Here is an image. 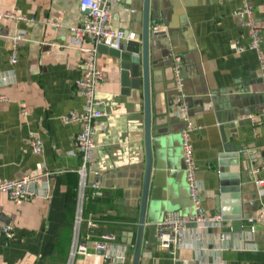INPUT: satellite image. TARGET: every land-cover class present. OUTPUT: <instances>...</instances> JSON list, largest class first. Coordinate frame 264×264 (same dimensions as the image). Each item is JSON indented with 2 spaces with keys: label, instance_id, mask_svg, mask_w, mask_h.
I'll list each match as a JSON object with an SVG mask.
<instances>
[{
  "label": "crops",
  "instance_id": "obj_1",
  "mask_svg": "<svg viewBox=\"0 0 264 264\" xmlns=\"http://www.w3.org/2000/svg\"><path fill=\"white\" fill-rule=\"evenodd\" d=\"M244 1L156 0L152 5V12L157 10L161 16L155 22L162 30V47L151 51V58H159L161 64L151 67L154 168L147 212L151 223L162 220L168 210L193 212L180 133L183 122L172 110L175 89L166 48L183 57L185 92L196 125L194 156L206 210L223 215L225 207L233 215L238 207L253 217L264 207V185L256 184L258 178L264 179V78L258 53L247 47L250 38L236 12ZM247 1L255 9L264 38V0ZM12 9L34 20L0 21V75L11 68L12 37L20 32L26 36L19 43L13 80H0V93L9 98L0 101V176L47 173L50 187L46 192L40 183L36 194L20 204L0 193V264H67L80 190L81 157L75 136L82 125L64 122L61 116L84 105L75 80L88 53L72 43L69 26L81 23L86 10L80 0H0L1 11ZM112 16L117 28L134 33L132 40L139 39L142 0H115ZM51 20L63 25L56 27ZM239 45L247 48L240 51ZM91 46V39L82 44ZM261 49L264 53V40ZM98 62L105 73L98 95L110 104L108 115L99 120L92 164L99 176L91 172L88 177L81 237L115 233L127 259L115 263L91 249L76 262L132 264V232L139 216L146 159L144 95L142 86L134 89L124 84L120 58L110 49H100ZM32 135L42 138V153L32 149ZM221 162L229 169L223 172ZM97 177L101 186L95 189L91 184ZM236 181H241L242 204ZM228 221L205 231L201 241L189 224L187 238L175 249L148 242L146 230L139 264H264V222H255L252 230L247 218L241 231H233L236 219ZM4 223L15 231L12 240L1 229Z\"/></svg>",
  "mask_w": 264,
  "mask_h": 264
},
{
  "label": "built area",
  "instance_id": "obj_2",
  "mask_svg": "<svg viewBox=\"0 0 264 264\" xmlns=\"http://www.w3.org/2000/svg\"><path fill=\"white\" fill-rule=\"evenodd\" d=\"M115 0H80L81 7L86 10V14L79 24L69 26L72 43L79 46L88 54L82 61V73L75 80L77 92L84 97V105L81 109L71 110L61 116L64 122H79L81 130L75 136V145L81 157V164L78 169L80 174V190L78 199V208L74 220V240L68 257L67 264H77V257L87 255L91 249L96 251L103 250L100 253L103 259L111 260L115 263L123 262L127 259L125 247L117 243V235L112 232L100 234L98 238H93L90 234L85 238L81 237L84 217V198L88 187V177L91 172L99 176V171L92 167L94 153L97 146L96 136L99 132V120L108 115V98L99 96L98 91L105 82V73L99 65L98 57L100 54V45L109 47H119L124 40L132 39L134 33L126 35L124 29L117 28L113 23L112 3ZM243 19V25L247 30L250 41L248 48L254 49L258 53L261 63L262 75L264 78V53L261 49L264 40L259 25L255 17L254 7L245 0L241 9L236 11ZM3 19H14L16 21L31 22L33 17H29L23 12L17 10H0V21ZM50 24L61 27L60 20H51ZM159 24L153 26L154 30L159 28ZM25 33L20 32L12 37L11 52L9 55L10 70L0 75V80L8 83L14 78L13 66L19 58V43L25 39ZM86 39H91V47H82ZM247 47L239 45L238 49L245 50ZM172 70L174 79L175 99L172 105L174 113L182 120L183 126L180 130L182 139V150L185 162L186 180L189 189V195L192 200L193 212L184 214L179 210L166 211L162 220L156 225V242L159 246L169 249H175L182 244L188 236V225L193 224V233L197 241H201L202 234L213 227H220L223 221L221 212H209L204 206L202 193V184L198 177L199 166L195 161L194 146L192 142V132L196 125L192 120L191 104L185 92V75L183 57L181 54L171 52ZM0 101H9L5 93H0ZM22 112L27 114V109L23 107ZM31 147L36 153L43 152V140L38 135H32ZM47 173H26L21 177L0 176V193H6L16 204L36 194L37 185L44 183L46 192L49 190V181L45 179ZM258 187L264 185V179L256 180ZM101 186V180L97 177L91 184V187L98 189ZM47 195V193H46ZM252 230H255V222H264V207L259 209L256 216L250 217ZM8 240L15 237V231L10 223H4L1 227ZM222 239H226V233H222ZM224 264V263H220Z\"/></svg>",
  "mask_w": 264,
  "mask_h": 264
},
{
  "label": "water",
  "instance_id": "obj_3",
  "mask_svg": "<svg viewBox=\"0 0 264 264\" xmlns=\"http://www.w3.org/2000/svg\"><path fill=\"white\" fill-rule=\"evenodd\" d=\"M156 0H142V27L139 32V39H128L126 43H122L119 47H109L100 45V49H110L115 55L120 58V65L122 68V80L125 85H129L130 88L138 89L142 86L144 95V112H145V166L142 183V193L140 199L139 216L135 232L134 251L132 264H139L142 246L145 239V232L148 231L146 240L150 243L156 241V225L147 220V212L150 204V187L154 168V153L152 145V107H151V67L152 65L160 66L159 58H151L152 49H159L162 47L160 39L162 37V30H154L153 26L155 21L161 18L158 15L157 10L152 12V5ZM129 35V31L126 32ZM156 39V43H152V40ZM166 44H169L166 42ZM167 55L171 54L170 49L166 48ZM171 56V55H170ZM172 59V57H171ZM225 158V156H223ZM221 162V170L226 171L229 167L224 166ZM224 176V173L223 175ZM241 181H236L235 189L239 191L237 196L240 198L239 202L242 204L243 195ZM241 191V192H240ZM250 198H253L251 196ZM244 200H248L244 197ZM238 202V200H237ZM238 202V203H239ZM254 209H257V205H254ZM223 224H229L230 218L236 219V227H233V231H241L243 229L244 219L250 218L251 215L246 213L243 209L236 207L234 214L231 215L227 208H223ZM254 216H256L254 214ZM104 253L103 250L99 251Z\"/></svg>",
  "mask_w": 264,
  "mask_h": 264
}]
</instances>
